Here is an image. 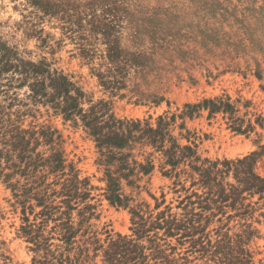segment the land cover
I'll return each instance as SVG.
<instances>
[{"label": "rangeland", "instance_id": "rangeland-1", "mask_svg": "<svg viewBox=\"0 0 264 264\" xmlns=\"http://www.w3.org/2000/svg\"><path fill=\"white\" fill-rule=\"evenodd\" d=\"M0 264H264V0H0Z\"/></svg>", "mask_w": 264, "mask_h": 264}]
</instances>
